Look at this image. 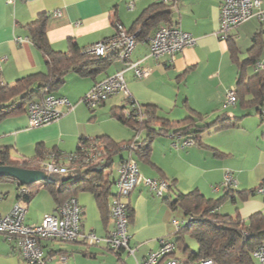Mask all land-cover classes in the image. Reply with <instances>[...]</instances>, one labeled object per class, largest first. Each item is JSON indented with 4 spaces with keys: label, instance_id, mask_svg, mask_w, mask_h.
Returning a JSON list of instances; mask_svg holds the SVG:
<instances>
[{
    "label": "crops",
    "instance_id": "obj_1",
    "mask_svg": "<svg viewBox=\"0 0 264 264\" xmlns=\"http://www.w3.org/2000/svg\"><path fill=\"white\" fill-rule=\"evenodd\" d=\"M155 2L0 0V82L12 87L25 83L26 76L46 70L44 54L29 38L28 25L40 13L47 14L46 36L53 50L67 51L70 42H73L84 52L89 45L113 36L116 21L127 30L140 28L143 13ZM129 4L132 6L129 7ZM167 9L166 18L153 26L146 25L147 35L138 36L128 60L112 57L104 69L86 76L75 70L66 73L60 89L51 93L65 97L70 103V106L62 108L64 113L58 119L31 126L28 102L22 101L15 102L22 110L0 119V149L9 151L11 165L38 169L44 173L41 163L51 161L48 153L59 155L53 158L54 161L65 165L67 155L76 150L81 137H100L122 144V149L112 156L109 167L101 169L105 162L96 165L98 170L103 171V179L110 187L108 209L102 213L89 191L73 196L82 209L80 231L95 234L99 242H89L84 237L70 242L42 240L46 264L139 263L149 252L157 250L159 238L174 240L176 230L172 232L171 224L175 212L165 200L166 196L173 199L174 193L185 194L197 189L206 199L216 200L233 191L235 198H224L217 212L224 216L239 215L244 221L253 213H264V195L253 192L241 198L236 193L249 192L264 182V119L256 109L244 110L237 104L226 102V90L235 86L237 80L238 64L230 56L227 41L218 34L220 0H171ZM163 24L179 27L196 40L192 46L178 53L173 61L167 56L154 59L149 55L148 38L157 26ZM256 34H259L261 48L259 52L250 53ZM229 35L238 48V61L256 56L253 62L247 63L248 74L258 69L257 64L264 67V21L250 18L233 28ZM135 61L147 70L145 77H137L129 68V63ZM118 71L123 72L131 96L140 104L152 105L157 117L151 124L157 131L150 138L146 128L138 133V140L141 143L146 141L148 145L145 153L125 146L134 137L135 130L133 120L119 119V114L124 116L123 112L128 108L121 93L113 94L92 109L82 101L96 82ZM192 111L203 117L202 121L196 122L197 125L212 123L224 113L238 119L227 128L212 126L204 130L200 134L201 144L193 141L182 146L181 141L174 138L173 129L159 131L161 127L166 128L163 121L183 119ZM96 140L99 141L98 138ZM123 149L127 151L126 155L121 154ZM103 154L107 158L104 149ZM116 156L118 160L113 168ZM128 157L135 159L141 175L164 179L172 184L173 189L168 192L169 195L166 193L157 197L148 186L141 184L128 195L126 202L132 215L128 219L127 230L130 246L136 248L134 255L125 249H112L104 241L106 235L115 229V221L110 215L111 202L117 192L114 182L120 163ZM226 171H230L234 179L229 187L223 185ZM4 177L0 180L1 214L8 213L19 203L25 211L24 222L28 224L39 223L45 214L56 211L58 203L45 185V180L31 183L34 185L29 189L33 195L25 202L18 196V187L28 189L27 185L31 184L22 185L14 178ZM182 220H185L183 216ZM59 255L65 258L60 260ZM0 264H25L14 243L1 233Z\"/></svg>",
    "mask_w": 264,
    "mask_h": 264
},
{
    "label": "trees",
    "instance_id": "obj_2",
    "mask_svg": "<svg viewBox=\"0 0 264 264\" xmlns=\"http://www.w3.org/2000/svg\"><path fill=\"white\" fill-rule=\"evenodd\" d=\"M168 12L167 3L156 0L141 17L139 36L144 37L147 35L148 28L146 25L149 27L159 23L166 18ZM46 19L47 14L40 13L28 25L30 40L42 51L46 58V70L30 74L26 76L25 83L20 82L12 87L4 86L0 82V119L23 109L21 106L15 105L16 101L29 102L34 99H41L47 93L58 91L68 71L75 70L81 76L90 75L104 69L112 61V57H116L115 55L102 57L83 52V49L73 42H70L67 51L53 50L46 36ZM225 40L232 60L238 64V76L235 83L236 102L234 104L244 110L256 109L261 118L264 119L262 112L264 107V68L256 69L252 74H248L246 71L247 63L253 62L256 56L251 55L243 62L238 61L239 51L232 41V36L229 35ZM253 42L249 49L250 53H253V51L259 52L261 48L259 34L254 35ZM141 106L146 117L141 120L132 119L134 130L136 133L146 128L148 138H150L154 131H157L151 127L157 117L152 105L141 104ZM119 119L126 120L127 118L119 114ZM237 119L224 113L212 123L197 125L196 122L202 121L203 117L200 113L192 111L189 116L183 119L163 121L166 128L161 127L159 131L168 132V130L173 129L174 133H181L182 136L190 137L195 143L201 144L200 134L204 130L212 126H216L217 129L227 128L232 126ZM97 138L99 141L96 140ZM136 142L137 147L134 149L136 152H147L148 145L146 141L141 143L137 140ZM121 145L100 137L94 139L81 137L78 140L76 150L73 152L79 159L67 162L75 168L67 174H59L58 180H45V185L58 205L66 199L76 196L79 192L89 191L94 195L100 211L104 213L108 209L110 187L108 181L103 179L101 169L110 166L112 156L122 149ZM103 149L107 154V158L105 164L101 165V169L98 170L96 165L99 163L94 162V157L99 153L102 156ZM58 156L56 154V158ZM11 164L9 151L0 149V165ZM4 178L6 177L0 176V180ZM32 185L34 184L27 185V192L18 194L25 202H28L33 195L30 190L33 187ZM168 188V192L173 190L172 184L169 183ZM253 192H255V188L249 192L236 191L241 198H245L248 193ZM228 196L232 199L235 198L234 192L229 191L225 197L216 200L206 199L197 189H194L185 194L174 193L173 199L170 196L165 197L172 209L180 207L187 218L180 228L175 231L174 241L177 245V252L181 250L193 262H198L202 258H211L218 264H232L234 262L255 264L252 252L258 244L264 242V213H253L247 218V221L242 220L239 215L224 216L216 209L221 201ZM128 210V219L130 220L132 214L129 207ZM186 235L196 240L198 244L196 251L190 250L185 244L184 238ZM177 252L174 254L175 256H177Z\"/></svg>",
    "mask_w": 264,
    "mask_h": 264
},
{
    "label": "built area",
    "instance_id": "obj_3",
    "mask_svg": "<svg viewBox=\"0 0 264 264\" xmlns=\"http://www.w3.org/2000/svg\"><path fill=\"white\" fill-rule=\"evenodd\" d=\"M12 1L8 0V2ZM160 1L169 3L171 0ZM131 6L129 4V7ZM250 18H256L261 22L264 21V0H220L219 37L224 40L227 39L233 28ZM114 25L116 32L113 36L89 45L84 51L97 56L115 55L128 60L137 42L140 28L130 31L119 21H116ZM195 41L193 36L179 27L163 24L158 26L148 38L149 55L154 59L167 56L170 61H173L178 53L186 47L192 46ZM128 66L133 69L137 77H145L148 74L147 70L139 65V61L130 62ZM256 66L258 69L264 68L259 64ZM116 93H121L125 97L128 106L123 112L125 118L141 120L146 117L142 111L143 107L141 104L131 96L122 71H118L96 82L84 95L82 101L87 107L92 109ZM226 102L228 104L236 102L235 86H230L226 90ZM66 106H70V103L65 97L51 93L46 94L40 100L28 102L27 112L30 125L39 126L58 119L64 113L62 108ZM262 112L264 114V107ZM138 133L136 132L132 141L125 145L128 149H136ZM173 136L177 141H181L180 145L182 146L193 143L192 138L184 137L181 133H174ZM55 156L54 153L50 152L48 157L51 158V161L48 160L41 163L42 169L47 174H67L75 168L70 164L61 165L55 162L53 159ZM66 158L68 162L79 159L73 153L67 155ZM105 160L106 156L104 154L101 156L99 153L94 157L95 163H103ZM233 182L234 179L231 172L226 171L223 185L229 187ZM114 183L117 192L111 202L110 215L115 221V229L106 235L104 241L112 249H125L129 254L134 255L136 248L130 246V236L127 230L129 210L126 199L131 191L142 183L148 186L156 196L161 197L168 192L169 183L164 179L141 175L135 159L131 157L124 159L120 163L118 176ZM18 192L22 194L27 192V189L19 186ZM255 192L264 195V182L255 188ZM24 214V208L19 203H16L8 213H0V233L8 241L14 243L25 263L46 264L47 256L41 244V241L45 239L70 242L79 237H84L89 242H99L95 234H84L80 231L82 209L76 197H70L63 201L57 206L55 212L45 214L39 223H25ZM183 223L184 220H173L176 231ZM158 244L157 250L149 252L137 264H218L211 258H202L198 262H193L189 257L175 256L177 245L173 239L161 237L158 239ZM58 258L63 260L65 257L59 255ZM252 258L255 264H264V242L255 247L252 252ZM232 264L243 263L234 262Z\"/></svg>",
    "mask_w": 264,
    "mask_h": 264
},
{
    "label": "water",
    "instance_id": "obj_4",
    "mask_svg": "<svg viewBox=\"0 0 264 264\" xmlns=\"http://www.w3.org/2000/svg\"><path fill=\"white\" fill-rule=\"evenodd\" d=\"M0 176L16 179L20 184L27 185L43 180H57L58 177L46 174L42 170L19 167L15 165H0Z\"/></svg>",
    "mask_w": 264,
    "mask_h": 264
},
{
    "label": "rangeland",
    "instance_id": "obj_5",
    "mask_svg": "<svg viewBox=\"0 0 264 264\" xmlns=\"http://www.w3.org/2000/svg\"><path fill=\"white\" fill-rule=\"evenodd\" d=\"M244 57H246L245 55H244ZM243 57V58H244ZM121 154H127V151L125 150V149H123V151H121ZM117 160H118V156H116L115 158H114V164H113V168H115V165H116V163H117ZM41 182V181H40ZM143 184V183H142ZM141 185V184H140ZM143 185H145V184H143ZM156 196V195H155ZM157 197H160V196H157ZM174 212H175V216H177V217H175L174 215L172 216V219H178L179 221H181V218H182V216L185 218V220L187 219L186 217H185V215H184V211L180 208V207H177V208H175L174 209ZM172 219H171V221H172ZM172 225V232H174L175 230H176V227H175V225L172 223L171 224ZM184 242H185V244L190 248V250H192V251H196L197 250V246H198V244H197V242H196V240L194 239V238H192V237H190V236H188V235H186L185 236V238H184ZM177 253H179V255L178 256H186V257H188V255H184L182 252H181V250H179Z\"/></svg>",
    "mask_w": 264,
    "mask_h": 264
}]
</instances>
